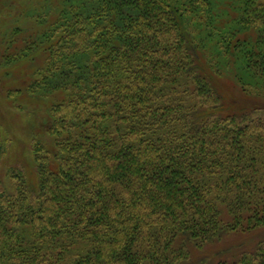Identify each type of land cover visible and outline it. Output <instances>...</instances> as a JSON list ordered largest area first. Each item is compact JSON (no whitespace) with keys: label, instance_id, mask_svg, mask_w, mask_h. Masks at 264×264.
Instances as JSON below:
<instances>
[{"label":"trees","instance_id":"trees-1","mask_svg":"<svg viewBox=\"0 0 264 264\" xmlns=\"http://www.w3.org/2000/svg\"><path fill=\"white\" fill-rule=\"evenodd\" d=\"M16 1L34 41L10 56L39 51L28 92L57 99L0 185V264H264V237L233 259L197 254L264 227L260 0L239 2L259 31L244 55L257 90L204 57L208 0ZM10 140L0 121V164Z\"/></svg>","mask_w":264,"mask_h":264},{"label":"rangeland","instance_id":"rangeland-1","mask_svg":"<svg viewBox=\"0 0 264 264\" xmlns=\"http://www.w3.org/2000/svg\"><path fill=\"white\" fill-rule=\"evenodd\" d=\"M77 1V0H69ZM209 7L205 9L204 22L196 24L200 30L198 39L207 61L214 59L223 81L232 90L239 86L256 89L257 78L246 67L244 55L247 51L258 48L259 31L244 26L239 11L241 0H208ZM264 5V0H260ZM2 8H11V12H1ZM12 8H22L16 0H0V121L5 133L11 138L8 152L0 164V185L12 190L8 170L12 164L22 161L29 138L43 135L44 125L48 121V107L57 99L56 94L44 96L48 87L44 86L37 95L28 92L34 75L39 73L41 62L37 57L15 59L12 57L16 49L28 46L31 41L28 30L32 29L28 17L16 18ZM35 8V7H34ZM241 21V22H240ZM21 28V31H17ZM33 47L41 43L40 35ZM228 50V51H227ZM227 51V52H226ZM12 55V56H10ZM258 82V81H257ZM21 88L20 93L7 98L8 92ZM257 90V89H256ZM255 94V91H253ZM251 92V94H253ZM43 129V130H42ZM25 143H24V142ZM264 237V227L251 231L239 230L231 232L220 242L207 246L197 254H206L213 260L233 259L244 250L252 249Z\"/></svg>","mask_w":264,"mask_h":264}]
</instances>
